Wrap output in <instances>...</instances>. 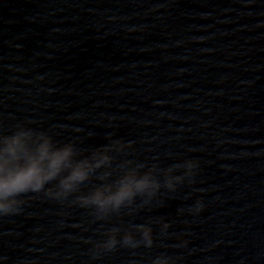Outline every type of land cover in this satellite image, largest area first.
I'll return each mask as SVG.
<instances>
[{"label":"water","instance_id":"95a60500","mask_svg":"<svg viewBox=\"0 0 264 264\" xmlns=\"http://www.w3.org/2000/svg\"><path fill=\"white\" fill-rule=\"evenodd\" d=\"M17 125L85 156L131 144L113 167L198 168L105 219L74 203L98 178L63 201L26 194L0 219V264H264V0H0V132ZM135 225L151 248L94 255L113 228L141 239Z\"/></svg>","mask_w":264,"mask_h":264},{"label":"clouds","instance_id":"9594fccd","mask_svg":"<svg viewBox=\"0 0 264 264\" xmlns=\"http://www.w3.org/2000/svg\"><path fill=\"white\" fill-rule=\"evenodd\" d=\"M131 144L114 141L110 145L83 155L74 142L57 143L45 131L17 125L14 132H0V219L18 215L27 202L23 197L29 193H45L57 200H67L79 193L81 186L93 178L102 181L88 194H80L74 203L85 208H94L98 219L119 214L125 207L135 204L137 197L145 203L154 200L161 189L175 191L178 184L194 177L198 162L188 160L172 165L166 170L154 165L145 171L143 163L125 160L113 167V152H124ZM182 175L174 174L178 169ZM103 172L97 177L99 170ZM119 173L115 179L113 174ZM161 177L163 180H161ZM204 205L197 201L192 211L198 214ZM141 234L137 239L133 231L119 237L120 229L113 228L107 238L95 245L94 255L114 251L118 245L135 249L141 245L151 248L154 243L153 229L148 225L133 226ZM166 230L170 225H163ZM186 243V242H185ZM153 264H175L165 255L158 256Z\"/></svg>","mask_w":264,"mask_h":264}]
</instances>
